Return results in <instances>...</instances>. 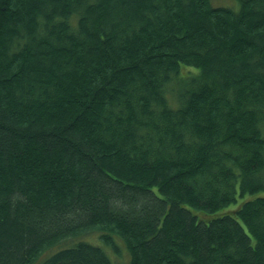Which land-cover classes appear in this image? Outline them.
Wrapping results in <instances>:
<instances>
[{"label": "trees", "instance_id": "1", "mask_svg": "<svg viewBox=\"0 0 264 264\" xmlns=\"http://www.w3.org/2000/svg\"><path fill=\"white\" fill-rule=\"evenodd\" d=\"M236 1L0 0V264H264V196L225 210L264 191Z\"/></svg>", "mask_w": 264, "mask_h": 264}, {"label": "rangeland", "instance_id": "2", "mask_svg": "<svg viewBox=\"0 0 264 264\" xmlns=\"http://www.w3.org/2000/svg\"><path fill=\"white\" fill-rule=\"evenodd\" d=\"M210 4L213 6H223V7H231L234 8L236 6H238V3L236 0H209ZM258 195H263L264 196V191L261 192H257L255 194H248L246 195L244 198L242 197H238L237 202L235 204H231L229 206H227L225 208V210H232L235 209L239 204H241V202L246 199V198H253L256 197ZM85 238L91 242H93L96 245H100L98 244V238H97V233H93V234H89L87 236H85ZM74 239H67L65 241H63L61 245H67V243L72 242ZM66 242V243H65ZM119 246H120V253L119 255H114V258H116V262L118 264H128L129 262V253L127 251L126 248H124V246L122 245L121 242H119ZM56 248H52V250H55ZM109 252V250H108Z\"/></svg>", "mask_w": 264, "mask_h": 264}]
</instances>
